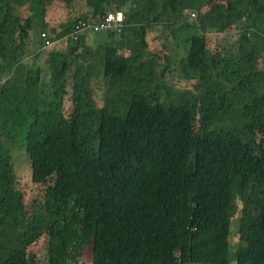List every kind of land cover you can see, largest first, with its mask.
Listing matches in <instances>:
<instances>
[{
  "label": "trees",
  "instance_id": "trees-1",
  "mask_svg": "<svg viewBox=\"0 0 264 264\" xmlns=\"http://www.w3.org/2000/svg\"><path fill=\"white\" fill-rule=\"evenodd\" d=\"M77 1L0 0V264H264V0Z\"/></svg>",
  "mask_w": 264,
  "mask_h": 264
},
{
  "label": "rangeland",
  "instance_id": "rangeland-1",
  "mask_svg": "<svg viewBox=\"0 0 264 264\" xmlns=\"http://www.w3.org/2000/svg\"><path fill=\"white\" fill-rule=\"evenodd\" d=\"M140 5H145V4L142 3ZM135 7H138V6L134 2L130 1V3L124 9L126 15H130V14H133V12H138V11H141V10L145 9V8H141V7H138V8H135ZM82 11L84 12L85 15H87L89 13V8L87 7V5H86L84 0H78L77 3L74 5V8L71 11L70 18H75V17L79 16ZM121 11H122V8H121ZM17 14H21L23 16H26L27 15L26 8H22V9L17 8ZM101 34H102V36L101 35H95V34H88L87 35L89 43L93 42L92 45H94L90 49L91 52H97V53L101 54V51L95 49L96 44L104 43L106 41L105 38H104L105 34L104 33H101ZM211 35L215 37L216 40H214V41H217L219 43H222L223 39L225 37L224 34L217 33V32L216 33H212ZM27 43H28V47H27L28 51L32 50V52H34V53H40L42 51L43 53H46L44 50L40 49V45L38 46L36 44L35 39L33 37L29 38ZM40 43H41V39H40ZM40 43H38V44H40ZM42 46H43V44L41 45V48L43 49ZM209 51L215 52V49L214 48H209ZM120 53L121 54H123V53L125 54L127 52H123V53L120 52ZM40 62H42V60H40ZM30 63H31V61H30ZM9 73L14 74V71L13 72L10 71ZM169 83L173 84L172 79H169ZM95 97L98 98V100H101V91L100 90L99 91L98 90L95 91ZM20 162H24L25 163L24 157H21V158L18 157L17 166H18V163H20ZM24 165H25L26 169H25L23 174H24L25 178H28L30 176L29 173H28V168H27L26 164H24ZM240 207H241V205H240ZM240 217L241 216L239 215L235 219V227L236 228H238ZM233 227H234V225H233ZM92 243H93L92 241L86 243L87 245H85L84 250L82 251L81 258H80L81 264H93L94 263V253H95V251H94V247H93ZM232 243H234V239H232ZM44 249H45V247L40 249V250L43 251ZM234 264H236V263H234Z\"/></svg>",
  "mask_w": 264,
  "mask_h": 264
},
{
  "label": "built area",
  "instance_id": "built-area-1",
  "mask_svg": "<svg viewBox=\"0 0 264 264\" xmlns=\"http://www.w3.org/2000/svg\"><path fill=\"white\" fill-rule=\"evenodd\" d=\"M196 13H190V18L194 19ZM125 15L121 11H106L100 19L97 21H81L78 26L75 27V31L71 33V37L76 38L77 34L83 31L90 33H123L125 29ZM43 47L48 48L52 46V40H50L46 34L42 33Z\"/></svg>",
  "mask_w": 264,
  "mask_h": 264
},
{
  "label": "clouds",
  "instance_id": "clouds-1",
  "mask_svg": "<svg viewBox=\"0 0 264 264\" xmlns=\"http://www.w3.org/2000/svg\"><path fill=\"white\" fill-rule=\"evenodd\" d=\"M110 10H113V11H121V10H117V9H115V8H112V9H108V10H106V11H110ZM105 11V12H106ZM121 12H123L124 13V15H125V18H126V20H127V15H126V13H125V10L122 8V11ZM126 20H125V25H126ZM125 29H126V26H125ZM124 29V30H125ZM101 33H107V32H101ZM101 33H91V34H101ZM123 33H124V31H123ZM123 33H113V34H115L117 37H119V36H121V34H123ZM108 34V33H107ZM109 35V34H108ZM107 35V39H109L108 36ZM105 42H107V41H105ZM123 52H127V53H125V55H128L129 54V50L128 51H122V53ZM124 54V53H123ZM94 264V263H93Z\"/></svg>",
  "mask_w": 264,
  "mask_h": 264
},
{
  "label": "crops",
  "instance_id": "crops-1",
  "mask_svg": "<svg viewBox=\"0 0 264 264\" xmlns=\"http://www.w3.org/2000/svg\"><path fill=\"white\" fill-rule=\"evenodd\" d=\"M104 34H105V37H104V38H105V40L107 41V43H108V42L111 43L112 40H113V38L110 37L109 39H107V35H108V34H107V33H104ZM108 36H109V35H108ZM123 51H128V49H124Z\"/></svg>",
  "mask_w": 264,
  "mask_h": 264
},
{
  "label": "water",
  "instance_id": "water-1",
  "mask_svg": "<svg viewBox=\"0 0 264 264\" xmlns=\"http://www.w3.org/2000/svg\"><path fill=\"white\" fill-rule=\"evenodd\" d=\"M95 251V250H94Z\"/></svg>",
  "mask_w": 264,
  "mask_h": 264
}]
</instances>
